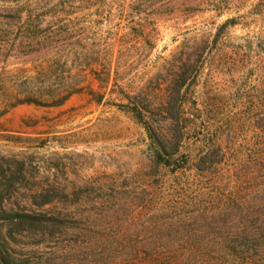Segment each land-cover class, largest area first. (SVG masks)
<instances>
[{"label":"trees","instance_id":"trees-1","mask_svg":"<svg viewBox=\"0 0 264 264\" xmlns=\"http://www.w3.org/2000/svg\"><path fill=\"white\" fill-rule=\"evenodd\" d=\"M203 2L35 0L33 21L47 24L39 50L46 47L50 63L37 83L47 85L51 104L86 90L100 102L119 87L127 100L117 104L127 107L132 139H142L150 160L143 204L162 230L158 247L137 253L141 264H254L264 251L257 206L264 202V25L249 19L264 15V0L248 11L186 7ZM161 42L157 88L138 85L140 73L123 79L135 55L155 62ZM245 132L258 139L248 154ZM53 196L38 205L68 197ZM26 209L0 218H42ZM62 214L48 218L59 222ZM0 264L14 260L0 253Z\"/></svg>","mask_w":264,"mask_h":264},{"label":"rangeland","instance_id":"rangeland-1","mask_svg":"<svg viewBox=\"0 0 264 264\" xmlns=\"http://www.w3.org/2000/svg\"><path fill=\"white\" fill-rule=\"evenodd\" d=\"M253 1L204 0L186 7L248 11ZM35 7V0H0V217L24 207L42 218H0V253L14 264H141L137 253L145 256L159 244L162 230L148 220L143 204L150 160L138 144L142 139H132L136 123L127 107L117 104L127 100L119 87L100 102L86 90L51 104L47 85L38 89L37 83L50 63L46 47L39 50L47 24L33 21ZM249 19L264 25V15ZM162 44L153 63L135 55L123 79L140 73L138 85L157 88ZM254 135L242 134L243 152L257 149ZM62 191L67 198L38 205ZM257 206L264 208V202ZM60 211L59 222L48 218ZM258 223L264 224V216ZM258 259L254 264H264V251Z\"/></svg>","mask_w":264,"mask_h":264}]
</instances>
